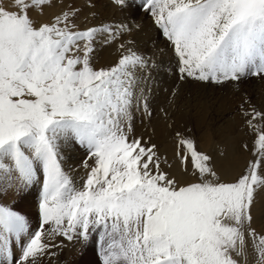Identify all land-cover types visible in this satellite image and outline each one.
I'll use <instances>...</instances> for the list:
<instances>
[{
  "label": "snow or ice",
  "instance_id": "6c2138e0",
  "mask_svg": "<svg viewBox=\"0 0 264 264\" xmlns=\"http://www.w3.org/2000/svg\"><path fill=\"white\" fill-rule=\"evenodd\" d=\"M110 2L129 20L81 27L72 0H0V196L26 198L42 184L35 230L0 203V264H62L69 244L98 252L100 264H250V247L264 264V228L255 226L264 99L240 92L249 138L240 149L251 153L241 174L226 178L192 128L174 133L170 163L148 133L165 53L141 50L135 37V15L147 12L181 82L240 91L245 79L264 80V0ZM113 43L117 59L101 65L99 51ZM165 91L159 112L172 120L180 86ZM79 151L83 184L70 163Z\"/></svg>",
  "mask_w": 264,
  "mask_h": 264
},
{
  "label": "bare ground",
  "instance_id": "6f19581e",
  "mask_svg": "<svg viewBox=\"0 0 264 264\" xmlns=\"http://www.w3.org/2000/svg\"><path fill=\"white\" fill-rule=\"evenodd\" d=\"M83 9L85 8L83 7ZM81 13H84V11ZM128 14H125L121 22H126L129 20V17L127 16ZM135 36L138 35L135 34ZM154 36H156V34ZM152 40L154 41L153 38ZM149 42L150 40L147 41V43ZM106 49L107 51L104 48L105 51L98 53L101 65H106L114 62L118 56V53L116 52V46H110ZM143 51L148 50L145 49ZM165 74L168 75L167 73ZM163 86L164 85L161 86V84H159V87L155 90V100L152 105L155 115L148 125V133H153L154 130L153 140L161 146V151L168 157L169 162L174 164L176 163L174 158V133L176 131L184 132L186 128H192L195 132V137L198 138V142L201 143L200 145H198V148L213 155L218 160L221 165L222 172L226 178L232 179L241 174L245 169L248 160L251 158L250 152L242 151L240 149L241 142H249V138L244 136V134L240 131V119L237 115V106L240 103L241 91L235 90L237 94V97H235L233 92L229 88L223 92L220 90H215V87L212 86V89H209L205 92H194V89H191L190 91L188 90L186 94L187 87L183 85V88H180V90L182 91H180L179 101L182 106V111L176 112L175 109H172V111L175 113L172 116V120H165L162 114L159 112V109L161 107H166L165 100L168 96V93L165 94V90L163 91ZM260 92L261 94L257 95V98H259L257 100L259 101L261 99H264V90ZM169 123L173 124L172 128L167 127ZM146 124H148V122H146ZM137 131H144V125L137 124ZM221 153H224V155H221ZM77 156L79 155L74 154L73 159L70 161L73 167L76 166V164H79L80 158L78 157V159ZM7 196L8 197L4 200V204L8 206L12 204L11 201H16V198L19 197H13L11 195ZM255 226L257 227L258 231L264 228V203L259 206L256 213ZM249 252V262L250 264H255L254 255L251 252V247L249 248Z\"/></svg>",
  "mask_w": 264,
  "mask_h": 264
},
{
  "label": "rangeland",
  "instance_id": "374dc122",
  "mask_svg": "<svg viewBox=\"0 0 264 264\" xmlns=\"http://www.w3.org/2000/svg\"><path fill=\"white\" fill-rule=\"evenodd\" d=\"M72 2H74V4L77 7L82 9L81 12L84 11V13H85V14L80 13V16H79L80 19L77 20V23H79L81 25V27H84L85 24H88L89 26H91V25H99L101 23H106V22L107 23H111V22L118 23V22H121V20H123V17L125 16V14H128L127 9L125 10V9L114 6L110 2V0H95V4L97 7H95L94 9H89L87 7L88 0H73ZM80 6H82V7H80ZM83 7L85 9H83ZM89 11H95L97 13V15L95 17L98 20H96L95 17L91 16L89 14L90 13ZM127 16L129 17L130 14H128ZM89 18H90V20H89ZM143 18H144V20H143ZM110 20H112V21H110ZM135 21H136V23L142 25V30L136 33V35H138V36H135L136 40H137V46L141 50L143 48V50L146 49L148 51H151L154 47L162 48L164 50L165 54L162 57V60L164 62V68L166 69V71H161L159 74L153 73V75L157 77L158 81H160L159 84H161V86L164 85L163 91L165 89H167L168 91H171L172 88L176 85H179L180 88H183V85L186 86L187 87L186 88L187 89L186 94H187L188 90L190 91L191 89H194L193 90L194 92H205V91H208L209 89H212L211 87L213 85H206L205 86V85H200V84H193L191 82H188V83L181 82L178 78V76H179V74H178V60H177L175 54L173 53L172 48L169 45V43L160 35V30L152 23V19L149 16V14L147 12L141 11L140 13L135 15ZM155 34H156V36H154ZM152 38L154 39V41L152 40ZM148 40H150L149 43H147ZM143 43H145V44H143ZM145 45H146V47H145ZM110 46L115 47L116 44L113 43L111 45L104 47L105 50L107 51L106 48H108ZM104 48L101 49L102 51H99V52L105 51ZM165 73H167L168 75H166ZM162 81L164 82V84ZM168 83H170V84H168ZM172 85H174V86H172ZM214 87H215V90H217V91L220 90L223 92L229 88L233 92L234 96L237 97L235 89L233 88L232 85H228L227 87H216V86H214ZM240 88H241L240 91L246 90L247 92L251 93V96L253 97V99L258 103L259 100H257V99H259V98H257V95L261 94L260 91L264 90V80H260L258 78H248V79H245L244 81H242V83L240 84ZM183 90H185V89H183ZM180 91H182V90H180ZM167 93L168 92H166L165 94H167ZM196 141H197L198 145L201 144L200 142H198V138H196ZM76 154L79 155V156H77V158L79 157L80 159L78 158L79 164H76V166L73 167L74 168L73 175L75 176V178L79 184H83L84 177L86 176V172L80 166V160H81V158H83L84 153L82 151H80V152H77ZM80 155H81V157H80ZM41 187H42V184L37 183L30 190V193H31L30 195H27L26 198L19 196L18 197L19 199L16 198L17 199L16 201H11L12 204L10 205V206L14 205L12 207L14 210L21 212L22 214L26 215L29 218V221H30V224H31V227L33 230H35L37 228V225H38L37 216H38L39 192L42 189ZM7 197H8L7 195L0 196V203H4V200ZM79 249H80V245L69 244L68 248H66L64 250L63 254L59 257V260L62 262V264H63V262H66V264H100V261L98 259V252H93L91 250H88L83 255H81L80 251H78ZM16 251H17V254H19V249H17Z\"/></svg>",
  "mask_w": 264,
  "mask_h": 264
}]
</instances>
